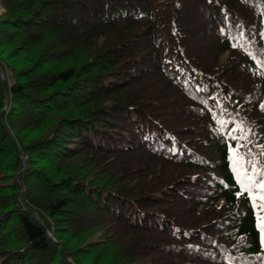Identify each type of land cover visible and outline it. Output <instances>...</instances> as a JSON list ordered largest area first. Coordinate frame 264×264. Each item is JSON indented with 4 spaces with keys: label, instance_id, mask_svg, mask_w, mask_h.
I'll use <instances>...</instances> for the list:
<instances>
[{
    "label": "trees",
    "instance_id": "1",
    "mask_svg": "<svg viewBox=\"0 0 264 264\" xmlns=\"http://www.w3.org/2000/svg\"><path fill=\"white\" fill-rule=\"evenodd\" d=\"M0 7V264H264V0Z\"/></svg>",
    "mask_w": 264,
    "mask_h": 264
},
{
    "label": "snow or ice",
    "instance_id": "2",
    "mask_svg": "<svg viewBox=\"0 0 264 264\" xmlns=\"http://www.w3.org/2000/svg\"><path fill=\"white\" fill-rule=\"evenodd\" d=\"M262 35H264V33H262ZM233 46L235 47L236 45ZM261 107L264 108V105H261ZM246 138V134L241 137V139ZM244 147H246V145L237 143L236 148L232 149L230 153L232 157L233 170L239 177L238 183L240 184V191L238 195H246L253 203V207L264 209V204L257 205L256 203L257 199L264 201V179H261L259 182L256 181V177L258 175L264 177V171L257 168L256 164L252 162L251 149H248L245 153L240 152V149ZM248 166L251 167L250 173L248 171ZM259 219L262 221L260 224V231L261 241L264 243V217H259Z\"/></svg>",
    "mask_w": 264,
    "mask_h": 264
},
{
    "label": "water",
    "instance_id": "3",
    "mask_svg": "<svg viewBox=\"0 0 264 264\" xmlns=\"http://www.w3.org/2000/svg\"><path fill=\"white\" fill-rule=\"evenodd\" d=\"M0 76H1L2 80L5 82V79H4V77H3V75H2L1 73H0ZM24 159H25V155H22L21 162H20V164H19V166H18V169L21 167V165H22ZM18 175H19V174H18V170H17V171H16V176L18 177ZM19 183H21V182H19ZM19 200L21 201L22 205H23L24 207H26V206H25V203H24V201H23V198H22L21 190H19ZM47 235H48V237H50L51 239H53L51 233L47 232ZM58 250H59V247H58Z\"/></svg>",
    "mask_w": 264,
    "mask_h": 264
},
{
    "label": "rangeland",
    "instance_id": "4",
    "mask_svg": "<svg viewBox=\"0 0 264 264\" xmlns=\"http://www.w3.org/2000/svg\"><path fill=\"white\" fill-rule=\"evenodd\" d=\"M2 11L1 7H0V12Z\"/></svg>",
    "mask_w": 264,
    "mask_h": 264
}]
</instances>
